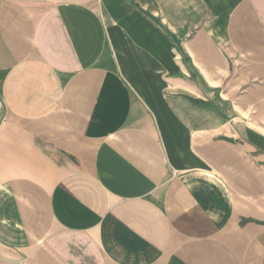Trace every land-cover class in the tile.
<instances>
[{"label":"crops","instance_id":"1","mask_svg":"<svg viewBox=\"0 0 264 264\" xmlns=\"http://www.w3.org/2000/svg\"><path fill=\"white\" fill-rule=\"evenodd\" d=\"M0 264H264V0H0Z\"/></svg>","mask_w":264,"mask_h":264}]
</instances>
